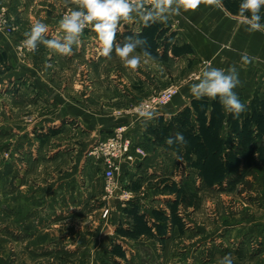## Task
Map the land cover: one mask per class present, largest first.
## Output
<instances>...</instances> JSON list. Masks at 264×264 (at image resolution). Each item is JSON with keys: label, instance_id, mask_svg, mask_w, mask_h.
<instances>
[{"label": "crops", "instance_id": "obj_1", "mask_svg": "<svg viewBox=\"0 0 264 264\" xmlns=\"http://www.w3.org/2000/svg\"><path fill=\"white\" fill-rule=\"evenodd\" d=\"M222 3V8L201 4L195 12H182L166 24L156 23L144 27L138 21L127 23L123 33H118L117 41L122 43L125 37L139 33L147 40L146 47L154 57L135 72L125 68L115 53L112 59L98 55L97 38L91 27L84 30L81 45L74 46L71 56L56 54L43 45L42 51L35 55V60H51L50 70L44 69L43 73L47 80L40 79L42 74L38 69L14 75L11 80L18 88L16 102L23 101L21 94L25 88L27 92L32 90L34 93L51 95L50 102L53 101V107L58 108V112L52 117L50 113L47 126L61 124V133H67L71 130L67 126L75 122L79 126L76 134L86 133L91 138L85 143H95L115 126L125 125L126 134L133 143L132 160L120 162L117 181L121 188L130 191V202L126 206L129 208L136 204L138 212L144 214L141 208L145 205L150 209L149 215H145L154 219L152 210L158 205L166 207L169 200L173 199L169 193L173 183L185 179L190 181L193 172L188 169L180 174L175 152L157 145L151 131L159 123L167 124L174 114L188 107L195 99L190 93V85L197 82L204 61H211L218 68L237 67L241 85L234 91L246 104L245 111L264 102V33H249L245 30L246 26L238 22L240 0H222ZM69 7L74 8L75 5ZM0 9L13 14L20 28L30 29L34 22L41 21L50 29L49 38L63 35L58 23L67 10L64 0H0ZM261 16V22L264 23V8L261 9ZM6 43L11 42L0 36V45L5 47ZM245 51L255 59L242 66L240 53ZM87 61L90 63L85 67ZM54 62L59 68L56 65L52 67ZM101 62H106L102 69L99 67ZM23 80L26 85H20ZM170 85H179L178 95L168 104L155 107L152 110L155 113L153 119L145 120L134 111L140 101ZM205 98L209 104L214 101ZM12 129L15 131V128ZM28 143L33 145L31 137ZM81 143L83 141L75 148ZM60 147L57 151L49 149L47 152L50 155L55 153V162L67 161L63 166H40L38 163L0 166V264H21L23 257L33 263L45 260L49 264H64L65 261L73 260L68 255L86 250L91 256L85 260L81 255L73 263L90 262V259L93 263L94 253L99 252L98 229L94 232L93 229L85 231L70 227L72 230L69 232L68 222H77L81 229L84 221L100 219L102 187L98 185L100 180L98 183L95 179L102 177V166L87 155L83 158L78 152ZM135 148L144 149L145 155L134 151ZM91 161L96 163L95 170L100 175L92 170ZM143 200H150L151 203L148 201L144 204ZM115 201L116 198L111 203L115 204ZM109 203L107 200L106 205L103 204V210L110 207L114 212V204L110 206ZM251 233L254 238H263L253 240L255 249L259 244L264 245V230ZM178 235L179 231L174 229L165 245L160 248L156 246L159 254L156 261L165 262L169 253L173 252L174 237ZM220 237L227 243L230 236L226 239L221 232ZM240 237L243 235L240 234ZM231 243L237 252L244 251L248 244L242 238ZM221 246L223 250L230 247ZM194 247L187 263L183 256L174 255L170 260L177 264H181V261L183 264H198L195 260L199 259L200 250H194ZM209 249L212 254L217 253ZM261 251L263 249L249 257L251 263L260 260L258 255ZM210 256L213 255L210 253ZM106 257L111 258L109 252ZM207 261L204 257L201 264H207Z\"/></svg>", "mask_w": 264, "mask_h": 264}, {"label": "rangeland", "instance_id": "obj_2", "mask_svg": "<svg viewBox=\"0 0 264 264\" xmlns=\"http://www.w3.org/2000/svg\"><path fill=\"white\" fill-rule=\"evenodd\" d=\"M0 20L7 21L6 25H0V36L11 42L6 43L5 47L0 45V166L5 164L27 166L30 163H38L40 166L51 164H61L63 166L65 162L67 164V161L55 162L53 161L55 153L53 152L54 154L50 155L47 152L49 149L54 151L60 146V148L70 149L71 152H78L83 158L86 157L88 151L95 143H92V141L85 143V140H91L90 136L86 133L82 134L80 132L81 134H76L75 131H77L79 126L75 122L67 126L71 128L67 133H61V124L47 126L50 116H56L58 112V108L53 107V101L50 102L51 95L34 93L32 90L27 92L28 89L25 88L21 94L23 101L20 103L16 102L18 101L16 99L18 88H15V84L11 78L19 73L38 69L42 74L40 79L43 81L47 80L43 77V73L44 69L50 70L51 60H35V55L42 51L43 44L38 46L36 53H30L22 46L21 42L25 39L24 33L29 29L20 28V24H18L13 14L0 9ZM19 31L22 34H19ZM89 55H91V51H89ZM87 63L90 62H85V67ZM104 63L106 62H101L100 64L99 67L101 69L104 67ZM55 65L59 68L56 62L52 63L53 68H55ZM22 84L26 85L27 83L23 80L20 81V85ZM86 92L89 94L88 91ZM56 94L59 95V93ZM28 95L30 98H28ZM244 112L246 113L248 110ZM42 126H45V128H42ZM12 128H15V131ZM30 137L35 147L28 143ZM80 141H83V143L79 144L76 149L75 146ZM70 146L72 147L70 148ZM44 151L47 153H44ZM23 152L25 153L23 154ZM89 164H91L94 171L96 163L91 161ZM180 164L187 171V164L183 162ZM257 164L251 167L243 166V169H241L243 171L236 183L229 184L227 187L221 189L205 186L198 179L197 169L190 168V171L193 172L190 181L185 179L175 190H169V193L177 200V205L175 206L177 208L173 211L175 216L172 215V211L168 205L166 207L158 205L156 208L165 209L167 212L164 217L166 219V228L170 229V233L172 230L177 229L179 235L174 237L175 242L172 245L175 246H173V252L169 253L165 262L162 260L156 261L159 258L156 249L158 246L160 248L165 245L167 239L164 242H159L155 236L153 237V234L143 230L140 231L136 225L131 232L132 234H127L126 230L131 224L129 223V226V218L126 216L124 209L128 208L126 205L130 201L126 202L120 199L119 195L105 197L104 179L98 177L99 179L95 180L98 183L100 180L98 185L100 188L102 187V195H100V219L84 221L81 229H79L77 222H68L69 232L72 230L70 227L85 231L93 229L94 232L98 229L100 232L99 252L94 253L93 263L90 259V262L83 261L81 264H177V262L170 260L174 255L178 257L183 256L184 262L187 263L186 260L194 246L200 250L199 259L195 260L198 264H201V260L204 257L208 260L207 264H218L219 260L227 254L232 256L233 264H264V245L261 246L259 244L255 249L253 243L254 239L263 240V238H254L251 233V231L264 230V163L260 161ZM97 174L100 175L98 172ZM115 198V204L111 203V200ZM107 200H109L110 206L114 204V212L108 206H106L108 208L105 207L106 209L103 210V204L106 205ZM148 201L151 203L150 200H143V203L146 204ZM147 209L148 207L144 205L141 208V212L148 214L150 209H148V212ZM174 218L179 220L177 221L178 223L172 221ZM148 223L152 224L151 222ZM151 227V232L155 233V227ZM130 231L131 227L127 232ZM221 232H223L226 239L230 236L227 243L222 240L223 236L222 238L220 237ZM240 234L243 237H240ZM241 238L245 239L248 244L244 247V251L237 252L231 242L241 241ZM221 245H229L230 247L223 250ZM247 247L249 249L246 251ZM251 247L253 249H250ZM209 248L217 253L212 254ZM262 249L263 251L258 255L260 260L257 263H251L249 257ZM223 251H225L224 254ZM108 252L111 258L106 257ZM250 252L253 254H250ZM210 253L213 256H210ZM81 255L85 260L91 256L87 250L80 254H71L67 257L73 260L65 261L64 264H79L73 262L77 258L79 260ZM178 257H174V259ZM21 260V264L50 263L44 262L45 260L33 263L31 260L26 261L24 257ZM55 263L59 264V262H52V264ZM181 264H183L182 261Z\"/></svg>", "mask_w": 264, "mask_h": 264}, {"label": "clouds", "instance_id": "obj_3", "mask_svg": "<svg viewBox=\"0 0 264 264\" xmlns=\"http://www.w3.org/2000/svg\"><path fill=\"white\" fill-rule=\"evenodd\" d=\"M201 4L223 7L222 0H64V6L68 9L58 23L63 35H52L49 38L50 29L41 21L34 22L30 29L25 31L21 44L30 53H36L38 46L43 44L47 49L62 56H71L74 46L81 45V37L86 28L96 34L97 53L100 57L112 59L113 53L119 58L123 66L133 72L142 64L149 63L154 57L147 49V40L139 33L125 37L118 42V33L122 34L125 25L138 21L144 27L153 24H166L171 18L180 16L182 12H195ZM69 5H75L74 8ZM264 8V0H241L238 10L239 23L246 26L249 33H264L261 9ZM6 20H0V25H6ZM139 49V51H137ZM255 57L246 51L240 53L242 66L250 64ZM197 82L190 85L192 97L201 100L205 97L211 100H219L224 111L233 118L246 110V104L241 101L234 91L241 85L239 71L235 65L227 69L214 67L211 61H204ZM138 115L145 120L154 118V111H140ZM166 144H186L182 133L166 138ZM177 160L181 156L174 153ZM218 264H233L230 254L223 256Z\"/></svg>", "mask_w": 264, "mask_h": 264}, {"label": "trees", "instance_id": "obj_4", "mask_svg": "<svg viewBox=\"0 0 264 264\" xmlns=\"http://www.w3.org/2000/svg\"><path fill=\"white\" fill-rule=\"evenodd\" d=\"M151 133L157 145L171 149L182 157L179 163L187 164L188 169H197L198 179L205 186L225 188L236 183L243 166H256L260 161L264 163V102L243 112L239 118H233L224 111L218 99L211 104L206 98L194 99L188 107L174 114L167 124L159 123ZM176 133L184 135L186 144H166V138ZM179 167V173L184 174L186 170L182 164ZM181 183H173L170 190H175ZM167 205L174 215L177 200L173 198ZM124 210L129 218L128 224H131V231L127 232L129 227L127 234H132L136 225L140 231L153 234L159 242L170 236V229L165 224V209L154 208V219H149L152 221L138 212L136 204ZM172 221L178 223L179 220L174 218ZM151 226L155 227V233L151 232Z\"/></svg>", "mask_w": 264, "mask_h": 264}, {"label": "built area", "instance_id": "obj_5", "mask_svg": "<svg viewBox=\"0 0 264 264\" xmlns=\"http://www.w3.org/2000/svg\"><path fill=\"white\" fill-rule=\"evenodd\" d=\"M178 86L170 85L166 89L148 96L145 100L138 103L134 111H152L155 107L167 104L178 94ZM125 125H117L110 132L98 139L88 151L87 156L99 162L102 166V178L104 179L105 197L117 196L128 201L131 198L130 191L119 186L117 172L122 160H132V140L126 134ZM134 151L145 155L142 148H135ZM118 192L116 193V191Z\"/></svg>", "mask_w": 264, "mask_h": 264}]
</instances>
